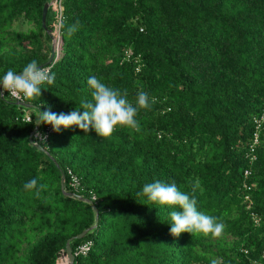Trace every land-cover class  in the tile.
<instances>
[{
	"label": "trees",
	"instance_id": "16d2710c",
	"mask_svg": "<svg viewBox=\"0 0 264 264\" xmlns=\"http://www.w3.org/2000/svg\"><path fill=\"white\" fill-rule=\"evenodd\" d=\"M49 1L0 0V79L33 59L55 73L41 97L0 96V264H63L85 230L73 264H264V0H55L43 26ZM90 75L154 98L141 130L39 124L31 144L39 110L83 112ZM197 179L219 238L171 235L179 209L138 195L158 180L192 196Z\"/></svg>",
	"mask_w": 264,
	"mask_h": 264
},
{
	"label": "clouds",
	"instance_id": "9594fccd",
	"mask_svg": "<svg viewBox=\"0 0 264 264\" xmlns=\"http://www.w3.org/2000/svg\"><path fill=\"white\" fill-rule=\"evenodd\" d=\"M76 24L69 26L68 34L72 35L77 31ZM55 80V73L50 67L39 66L38 61L33 59L20 73L9 69L0 79V96L5 93L14 98L33 99L41 97L42 85H51ZM87 84L92 90L91 102H85L81 108L72 110L69 113H55L50 109L40 111L38 124L51 125L53 131L59 132L61 128L68 129L72 126L78 127L87 133L90 129L94 130L99 137H109L113 134L117 126L127 127L139 132L141 130L139 121L136 119L140 109H150L154 103V98L142 89L135 97V103L128 99V93L106 85L99 78L90 75ZM46 137L37 132L35 142H44ZM41 189L45 185L39 186ZM25 191L37 188L35 178L23 185ZM201 188L200 181L197 179L192 186L193 195L182 192L175 183L167 184L161 181L147 183L143 186L142 192L149 201L160 205H167L175 209L169 213L171 219L170 233L179 236L182 233H202L205 236L211 235L213 238L222 236L225 225L219 222L218 217L207 215L198 211L197 200L194 193ZM211 264H220L216 259Z\"/></svg>",
	"mask_w": 264,
	"mask_h": 264
},
{
	"label": "water",
	"instance_id": "95a60500",
	"mask_svg": "<svg viewBox=\"0 0 264 264\" xmlns=\"http://www.w3.org/2000/svg\"><path fill=\"white\" fill-rule=\"evenodd\" d=\"M54 2H55V0H50V1L47 2V3L44 5V7H43V10H42V25H43V26H45V17H46L47 9H48V7H49L51 4H53ZM52 58H53V53H52V55H51V58H50L49 62H51ZM0 90L2 91V89H0ZM38 128H39V124H38V121H37L36 124H35V126H34V128H33V130H32V131L30 132V134H29V141H30L31 144L36 145V144L34 143V141H33V136L36 134ZM36 146H37V145H36ZM37 148L40 149V146H37ZM62 190H63V186H62ZM63 192H64L66 195H69V196H71V197H73V198H78V199H80V197L77 196V195L75 196V195H73V194H68V193H66L64 190H63ZM85 233H86V230L83 231L81 234H79V235H77V236H74V237H71L70 239L67 240L66 247H65V252L63 253V254H65V255L67 256V263H66V264H73V260H74V255L72 254L71 247H70V244H69L70 241H71L72 239H74V238H81V237H83V235H84Z\"/></svg>",
	"mask_w": 264,
	"mask_h": 264
},
{
	"label": "built area",
	"instance_id": "2783aa9c",
	"mask_svg": "<svg viewBox=\"0 0 264 264\" xmlns=\"http://www.w3.org/2000/svg\"><path fill=\"white\" fill-rule=\"evenodd\" d=\"M56 48H57V51H58V49H59V38H58V40L56 41ZM44 67H50L51 68V65H47V66H44ZM9 96L11 97V98H13V99H16L17 101H19V102H23V100H24V98H14V97H12L10 94H9ZM26 120H29V118L28 117H26L25 118ZM257 124H259V122L257 123ZM256 136V135H255ZM244 174H245V176H248L249 174H250V171H245L244 172ZM79 249L80 250H84L85 249V246H80L79 247Z\"/></svg>",
	"mask_w": 264,
	"mask_h": 264
},
{
	"label": "rangeland",
	"instance_id": "374dc122",
	"mask_svg": "<svg viewBox=\"0 0 264 264\" xmlns=\"http://www.w3.org/2000/svg\"><path fill=\"white\" fill-rule=\"evenodd\" d=\"M15 27L18 30H23V29L26 28V25L23 22H20V23L16 24ZM62 259L64 260L63 264H66L67 263V258H66L65 254H63Z\"/></svg>",
	"mask_w": 264,
	"mask_h": 264
}]
</instances>
